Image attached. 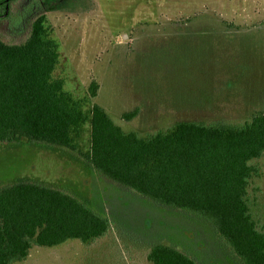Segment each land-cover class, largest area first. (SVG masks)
Instances as JSON below:
<instances>
[{"label":"rangeland","instance_id":"obj_1","mask_svg":"<svg viewBox=\"0 0 264 264\" xmlns=\"http://www.w3.org/2000/svg\"><path fill=\"white\" fill-rule=\"evenodd\" d=\"M8 4L0 16V39L22 41L32 18L44 12L60 46L54 75L76 98L95 80L92 102L125 130L151 133L177 121L240 124L264 112V0ZM135 109L133 117H122ZM79 149L0 143V185L22 180L59 189L110 223L93 241L33 246L15 264H151L147 252L157 241L193 254L198 264H239L204 221L108 180ZM259 164L262 175L251 183L248 200L264 229V156Z\"/></svg>","mask_w":264,"mask_h":264},{"label":"trees","instance_id":"obj_2","mask_svg":"<svg viewBox=\"0 0 264 264\" xmlns=\"http://www.w3.org/2000/svg\"><path fill=\"white\" fill-rule=\"evenodd\" d=\"M10 1L0 0V16ZM59 56L42 11L22 41L0 39V143L77 151L85 141L79 153L99 174L155 205L190 212L239 264H264V229L248 200L251 183L262 175L264 112L240 124L177 121L151 133L125 130L92 102L95 80L80 98L66 89L54 75ZM109 225L106 216L59 189L22 180L0 185V264L24 260L33 246L93 241ZM147 259L198 264L193 254L160 241L150 245Z\"/></svg>","mask_w":264,"mask_h":264}]
</instances>
